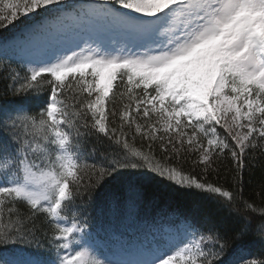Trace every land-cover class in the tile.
<instances>
[{"label":"snow or ice","instance_id":"1","mask_svg":"<svg viewBox=\"0 0 264 264\" xmlns=\"http://www.w3.org/2000/svg\"><path fill=\"white\" fill-rule=\"evenodd\" d=\"M0 78V264H264V0H0Z\"/></svg>","mask_w":264,"mask_h":264},{"label":"trees","instance_id":"2","mask_svg":"<svg viewBox=\"0 0 264 264\" xmlns=\"http://www.w3.org/2000/svg\"><path fill=\"white\" fill-rule=\"evenodd\" d=\"M5 90V81L0 78V100L3 99H14L11 95H8L7 97L3 96V92ZM257 161L261 159L259 153L256 154ZM261 177V166L259 163L254 162L253 168L251 171V174H249L247 171L245 173V182L249 186V190L256 189L258 190V181ZM163 191V199L166 201H170L173 203H180L184 204L189 202L192 199H195V197L192 194L185 193L183 190H171V189H164ZM251 248L255 249L257 246L255 244L250 245Z\"/></svg>","mask_w":264,"mask_h":264}]
</instances>
